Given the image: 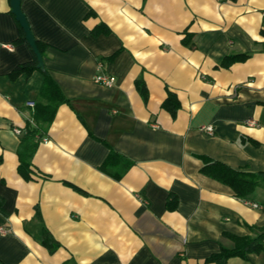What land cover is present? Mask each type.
I'll use <instances>...</instances> for the list:
<instances>
[{
  "label": "crops",
  "instance_id": "0c3cea01",
  "mask_svg": "<svg viewBox=\"0 0 264 264\" xmlns=\"http://www.w3.org/2000/svg\"><path fill=\"white\" fill-rule=\"evenodd\" d=\"M20 8L66 102L49 123L33 119L43 78H11L35 58L0 0V264H211L232 246L225 235L264 231V179L240 199L201 173L206 158L264 174V0ZM227 56L247 57L221 66ZM100 75L114 84L94 83ZM35 128L44 138L25 179L17 151ZM226 264H264V252Z\"/></svg>",
  "mask_w": 264,
  "mask_h": 264
},
{
  "label": "trees",
  "instance_id": "16d2710c",
  "mask_svg": "<svg viewBox=\"0 0 264 264\" xmlns=\"http://www.w3.org/2000/svg\"><path fill=\"white\" fill-rule=\"evenodd\" d=\"M19 33L20 37L17 43L24 42L23 32L21 29L19 30ZM35 43L39 53L42 56V46H40L37 42ZM115 55H113V57ZM246 57L247 56H227L223 58L221 66H228L236 61H243ZM34 70H38L41 73L43 82L38 92L39 101L35 103L33 107V119H35L37 122L49 123L52 120L58 105L65 103L66 100L61 95L55 83L48 76L47 72L44 69H37L36 61L33 59V61L30 63L18 66L10 76L11 78H15L20 74H25L28 76ZM136 88L143 99H145V89L139 80L136 82ZM162 107L166 109L171 114V116H174L176 110L179 108V104L174 95L168 93V96L163 102ZM36 130L38 129L35 128L31 131V136H36L35 138L33 137L34 139H31V144H28V141L26 142L25 139V141L23 140L21 142V147L17 151L19 160L18 171L21 175H23V177H25V179L27 169L30 167L29 158L31 157L35 146L39 142H42L44 138L42 132H37ZM109 156L116 157L117 155L114 152H110ZM201 160L203 162L201 173L222 184L227 185L233 190L234 195L240 199H245L250 196L257 186L258 181L264 179V174L243 173L232 170L223 164L208 160L206 158H201ZM107 162L108 158L105 161V165ZM167 207L171 209L172 199L167 201ZM261 209L264 211V204L261 205ZM42 237V243L46 244V239H48L47 233L42 234ZM225 237L232 242V246L230 248L221 247L218 253L213 254L205 259L206 263L226 264V261L229 258L238 257L244 259L248 254H258L260 252H264V231H261V233L255 237H237L233 235H225Z\"/></svg>",
  "mask_w": 264,
  "mask_h": 264
},
{
  "label": "water",
  "instance_id": "95a60500",
  "mask_svg": "<svg viewBox=\"0 0 264 264\" xmlns=\"http://www.w3.org/2000/svg\"><path fill=\"white\" fill-rule=\"evenodd\" d=\"M9 4L11 8V13L14 16L15 21L18 23L20 29L22 30L24 34V40L35 58L36 68L42 70L43 69L42 57L38 51V48L35 43V39L31 33L26 17L21 11L20 0H9Z\"/></svg>",
  "mask_w": 264,
  "mask_h": 264
},
{
  "label": "built area",
  "instance_id": "2783aa9c",
  "mask_svg": "<svg viewBox=\"0 0 264 264\" xmlns=\"http://www.w3.org/2000/svg\"><path fill=\"white\" fill-rule=\"evenodd\" d=\"M94 83L98 84V85H102V86H105V87H109L111 86L112 84H114L115 82V79L113 77H109V76H104V75H100V76H96L94 79H93ZM28 105L32 106L33 104L32 103H28ZM204 132L207 133V134H212V127L211 126H208V127H205L203 128ZM15 133L19 134V131L18 130H15L14 131ZM254 207L256 205H253Z\"/></svg>",
  "mask_w": 264,
  "mask_h": 264
}]
</instances>
